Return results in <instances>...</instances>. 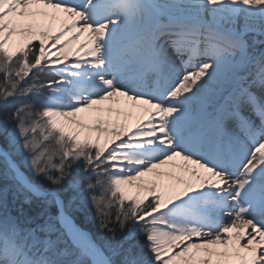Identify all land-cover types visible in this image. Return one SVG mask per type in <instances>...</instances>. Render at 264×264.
<instances>
[{"label":"snow or ice","instance_id":"6c2138e0","mask_svg":"<svg viewBox=\"0 0 264 264\" xmlns=\"http://www.w3.org/2000/svg\"><path fill=\"white\" fill-rule=\"evenodd\" d=\"M0 264H264V0H0Z\"/></svg>","mask_w":264,"mask_h":264}]
</instances>
